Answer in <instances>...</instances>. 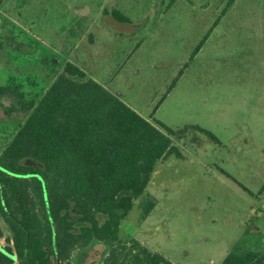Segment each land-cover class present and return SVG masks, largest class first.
Instances as JSON below:
<instances>
[{"label": "rangeland", "instance_id": "374dc122", "mask_svg": "<svg viewBox=\"0 0 264 264\" xmlns=\"http://www.w3.org/2000/svg\"><path fill=\"white\" fill-rule=\"evenodd\" d=\"M228 3L3 0L0 87L14 92L0 96V154L30 113L18 99L38 102L73 62L172 128L182 153L157 162L121 223V242L138 240L174 264H221L236 244L261 249L264 0ZM149 196L156 206L144 217ZM107 250L96 243L80 261L103 264Z\"/></svg>", "mask_w": 264, "mask_h": 264}, {"label": "trees", "instance_id": "16d2710c", "mask_svg": "<svg viewBox=\"0 0 264 264\" xmlns=\"http://www.w3.org/2000/svg\"><path fill=\"white\" fill-rule=\"evenodd\" d=\"M12 91L2 86L0 96ZM18 102L30 113L0 154V264H82L96 243L107 246L103 264H174L138 240L121 242L119 230L157 162L182 155L166 133L175 131L73 62L38 102ZM155 206L149 196L143 216ZM221 264H264V246L236 244Z\"/></svg>", "mask_w": 264, "mask_h": 264}, {"label": "crops", "instance_id": "0c3cea01", "mask_svg": "<svg viewBox=\"0 0 264 264\" xmlns=\"http://www.w3.org/2000/svg\"><path fill=\"white\" fill-rule=\"evenodd\" d=\"M115 17V16H114ZM120 20V19H119ZM130 19H127V20H125V21H129ZM120 21H123V20H120ZM120 31H122V30H120ZM120 31H118V33L120 32ZM82 68V67H81ZM102 84V83H101ZM105 86V85H104ZM106 87V86H105ZM122 99V98H121ZM127 103V102H126ZM129 104V103H128ZM130 105V104H129ZM131 106V105H130ZM132 107V106H131Z\"/></svg>", "mask_w": 264, "mask_h": 264}]
</instances>
